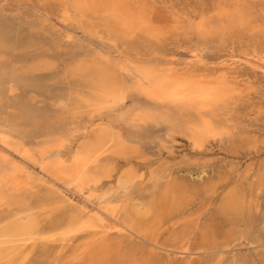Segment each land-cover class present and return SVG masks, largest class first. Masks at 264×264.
<instances>
[{
  "label": "rangeland",
  "instance_id": "374dc122",
  "mask_svg": "<svg viewBox=\"0 0 264 264\" xmlns=\"http://www.w3.org/2000/svg\"><path fill=\"white\" fill-rule=\"evenodd\" d=\"M129 2L160 31L158 37L139 29L118 39L101 14H79L70 0H0V150L5 161L0 227L35 215L48 234L78 209L92 215L108 202H133L142 204L136 229L120 233V222L104 215L110 230L94 245L118 252L133 247L135 264H264V69L241 53L254 40L264 46L262 27L237 29L220 39L201 36L191 26L228 4H242L263 22L264 0ZM199 45L203 49L195 57ZM200 55L207 61H196ZM138 67L171 69L194 80L225 77L237 91L211 108H183L142 90ZM93 71L115 74L122 82L121 94L106 105L93 100L100 91L90 77ZM203 120L214 132L197 142L194 129ZM95 127L114 141L102 155L101 189L91 196L80 190L81 181L69 177V169L79 145L98 131ZM58 152L65 157L62 163H56ZM87 166L93 172L95 164ZM129 175L135 177L131 182ZM174 186L180 188L182 205L171 211ZM232 189L242 193L243 207L229 216L220 207ZM89 232L73 233L66 242L40 239L22 262L95 264ZM115 256L113 251L109 264H123ZM17 257L20 261L22 253Z\"/></svg>",
  "mask_w": 264,
  "mask_h": 264
},
{
  "label": "bare ground",
  "instance_id": "6f19581e",
  "mask_svg": "<svg viewBox=\"0 0 264 264\" xmlns=\"http://www.w3.org/2000/svg\"><path fill=\"white\" fill-rule=\"evenodd\" d=\"M70 5L74 9V11L79 14H86L88 12L101 14L105 18V23H106V27L108 28V31L111 33L112 36L118 39H123V37L128 36V35H129L128 37L134 36L138 32L139 29H141L142 32L148 35L149 37H158L161 34L158 29H155L149 26L145 22L143 11L138 8L134 9L133 6L130 4L129 0H70ZM65 13L67 14L68 11L66 10ZM191 26L193 27V29L195 28L196 31L199 34H201V36L217 35L220 39H224L228 34L233 33V31L237 29L254 30L257 27L259 29H261L262 27L261 33L264 34V21L260 22L258 20V17L255 15V13L251 12L250 10H247V8L244 7L242 4L219 5V7L217 8L216 15L210 18H202L195 25L194 23H192ZM242 48H243L241 51L242 54H245V56H247L249 59H256L257 61H259V63L261 62L260 67L261 69L262 68L264 69V46L259 45L257 40H254V42L251 44H248L246 48L245 47H242ZM202 49L203 48H201L200 45L194 47V53H195L194 56L196 57L198 55L197 53H199V51ZM152 51L154 53H159V51L155 48H152ZM194 53H191V54H194ZM241 53H239L240 56H241ZM229 56L231 57L232 55L230 54ZM229 56H226V57H229ZM142 58L146 59L144 58V56ZM249 59H246V60H249ZM169 60H172V59H169ZM205 60L206 59L202 58V56L201 57L198 56V58H196V61L198 62L200 61L203 62ZM237 61H239V59ZM252 61L254 60H251V63L249 61L250 63L249 65H253V67H255L254 66L255 64H253ZM245 63H247V61ZM124 69H125V66H124ZM137 70L141 77V79L139 80V86L142 90L147 92L149 95L156 97L158 100L168 101L177 106H181L183 108H193V107L194 108L196 107L197 109L211 108L216 103H219L221 101H226L229 94L237 91V87L232 84L233 82L231 83L225 77H219L216 81H208V80L205 81L204 78H203L204 80H202V78L194 80L191 77L182 75L177 72H173L171 69L161 70V68L160 69L155 68V69L149 70V69H145L142 67H138ZM90 77L95 78V81H93V83L96 86V88L100 87L99 95L96 96L95 99H93L95 100L96 103L101 104V105H106L110 98H117L118 97L117 95L121 94L122 82L120 83L118 81L119 79L117 78L115 74H111V73L98 74L96 71H93L92 73H90ZM214 78L216 77L214 76ZM145 82L147 84H145ZM237 85L239 84L237 83ZM207 120L206 121L203 120V122L194 129L195 141L199 142V140L206 137L208 134H212V132H214L212 131L210 124L208 123L209 120L208 121ZM225 130L227 129L225 128ZM92 131H89V133ZM111 141H114V138L110 136V134H108L106 131L101 129V130L96 131V133H94V135L91 137L89 141L81 143L79 147L77 148V150L75 151L74 156H73L74 164H73V167L69 169L70 174L69 173L68 174H69V177L74 176L76 179L81 181V183L79 184V188L82 192L84 193L87 192L89 195L92 196L93 193H97L101 189V187L98 186V183L100 181L99 176L102 175L106 170L105 169L106 163H102L101 159L103 158L102 155L104 154V152L107 151V147ZM254 145L256 146L257 144H254ZM115 146L117 150L119 151L123 150V148H121L117 143ZM25 153L26 152H24V154ZM64 153H65V150L63 151V154ZM63 154H61V152H58V155L56 157V163H62L63 160H65L64 159L65 157H63ZM122 154H125V153H122ZM128 154L126 156H128ZM105 158L107 159L108 157L106 156ZM91 162L95 164L94 169L92 170L93 172H91L87 166L88 163H91ZM4 163L5 161L2 157V152L0 150V168L3 167ZM65 172H63V174ZM140 177H142V175ZM133 179H135L134 175H129L126 181L131 182ZM90 183H93V185H91ZM170 192L172 195V196L170 195V204H171L170 210L173 211L174 209H178L182 205V201L180 197L181 192H180V188L175 187V186L171 188ZM147 203H150L151 207L153 206L152 199L147 201ZM242 204H243L242 193L238 189H232L231 191L228 192V194L224 198L223 202L221 203L220 208L222 212H224L225 214L229 216L239 215L240 212L242 211V207H243ZM140 205L142 204L126 202V204L121 206L116 203L108 202L100 206L99 212H96L92 215L91 214L88 215L84 213L83 209L82 210L78 209V211L74 212V214L70 217L67 223L57 224L56 226H54L52 229H50L47 232L48 234H46V232L43 229H41L38 217L35 215H28L24 219L14 218L12 220H9L0 227V264H23L22 261L23 260L25 261L28 258L30 252L33 250L38 240L46 239L47 241H51V242H56V241L66 242V241H69L68 237L71 234L77 233L80 231L81 232L90 231L89 232L90 233L89 245L92 251V254L90 253L92 263L109 264V260L111 261V254L113 251H115L116 252V256L114 259L115 262H122L123 264H135L134 262L131 261L132 256L130 254L131 252H136L135 248L129 247L127 248L126 251L118 252L117 250L119 248H112L111 250L108 247L94 245V243L97 242L96 239H98L100 235L106 234L108 230H110L109 228H107V226H105L106 224H105L104 215L111 216L120 222L119 225H121V228L118 226L116 227L120 233L125 232L126 229H130V228L136 229L137 227L136 217L139 216L142 212ZM53 229H55L56 232L52 233V231H54ZM188 241H189V238H188ZM155 244L156 242L154 243V245ZM117 246H119V244ZM20 253H22V257H20L21 259L19 261V259H17L18 258L17 256Z\"/></svg>",
  "mask_w": 264,
  "mask_h": 264
}]
</instances>
